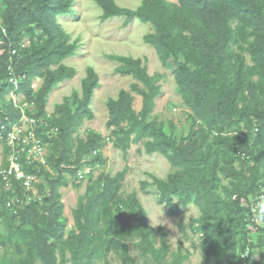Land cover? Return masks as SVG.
<instances>
[{
	"label": "trees",
	"instance_id": "16d2710c",
	"mask_svg": "<svg viewBox=\"0 0 264 264\" xmlns=\"http://www.w3.org/2000/svg\"><path fill=\"white\" fill-rule=\"evenodd\" d=\"M92 1L102 11L101 21L123 17L125 24L137 20L151 25L153 32L143 42L155 49L162 67L173 75L190 111L187 135L176 139L171 123L166 127L151 118L160 86L140 59L129 56H105L118 64L117 74L136 81L106 100L107 137L94 130L74 137L85 121L94 118L90 103L99 79L91 67L81 80L80 97L73 93L65 98L47 119L48 94L75 75L62 61L75 55L79 45L57 22V16L71 13L72 0H0V142L11 154L7 133L22 116L6 100L12 90L7 82L11 65L15 76L21 77L17 94L34 105L35 114L26 108L23 113L36 120L45 118L44 124L38 121L35 135L53 149L48 169L36 161H20L26 176L42 179L37 184L42 197L33 193L26 197L14 174L7 177V185L0 175V218L6 231V235L0 232V246H16L17 258L11 264H94L110 253L118 257V264H136L128 242L151 264H183L189 255L177 252L168 259L167 232L147 224L135 195L117 196L125 170L88 180L72 210L73 228L65 235L67 220L59 190L67 187L68 179L83 166L103 165L101 152L108 142L121 152L142 142L145 155L159 154L179 169L166 180L151 177L152 182L142 186L155 187L159 203L170 215L190 204L203 211L198 231L205 236L204 264H220L206 234L208 221L227 247L225 264H240V254L252 246L249 235L264 238V211L249 224L250 210L243 206L264 186L260 181L264 180V0H141L134 10L113 0ZM13 49L16 54L11 57ZM36 79L41 85L33 90ZM133 95L141 97L139 112L133 109ZM8 167L9 162L4 163L3 168ZM11 199L17 202L7 207ZM16 233L21 236L15 238Z\"/></svg>",
	"mask_w": 264,
	"mask_h": 264
},
{
	"label": "rangeland",
	"instance_id": "374dc122",
	"mask_svg": "<svg viewBox=\"0 0 264 264\" xmlns=\"http://www.w3.org/2000/svg\"><path fill=\"white\" fill-rule=\"evenodd\" d=\"M121 8L136 9L141 0H113ZM175 3L177 0H167ZM101 9L92 0H72L71 13L67 16H57V22L63 30L69 34L70 41H77L79 47L75 55L62 61V64L73 68L75 75L71 80L59 83L47 96L45 106L46 118L49 119L54 111L56 104H61L65 98H70L73 93L81 95V80L85 78V70L91 67L99 79V87L96 88L92 95L90 108L94 114L91 121H85L78 129L74 137L83 138L87 131L94 130L101 133L104 137L109 135V130L105 127L107 120V110L105 102L108 98H115L122 89L128 90L129 86L136 83L130 76L119 75L115 72L118 67L116 62L106 59L107 55L129 56L134 59H140L145 64L148 75L160 86L161 95L155 99V106L151 112V118L157 122H162L166 127L171 123L175 127V137L179 139L186 136L188 132V115L190 111L183 104L178 88L174 82L171 71L162 67L158 55L151 46L143 42V37L153 32L150 24H144L133 20L128 24L124 23L123 17L110 18L101 21ZM27 42L23 43L26 46ZM246 63L251 64L250 57L245 54ZM41 85V79H36L31 84V89L37 90ZM133 109L139 112L141 108V97L133 95ZM17 103H27L24 94L15 95ZM9 100V96L6 97ZM71 101V100H70ZM26 109L34 113V105L27 104ZM23 108V110L25 109ZM26 116V115H25ZM38 121L46 123L45 118L39 120L26 116L23 117L16 127L18 135L25 134L27 131H35L38 127ZM3 141V140H1ZM6 141V140H5ZM10 141L7 142L9 145ZM26 141L24 145L30 144ZM20 144H16L19 147ZM53 153L52 147L43 144L40 154L32 152L29 148L27 154L14 153L12 155L4 152V142H0V170L4 171L3 165L6 162L15 161L21 170L20 161L26 163L36 161L48 169L47 159ZM102 156L105 159L103 165L95 167L83 166L78 170L75 176L68 179L67 187L59 190L63 204V217L67 220L65 235L73 228L72 210L74 209L77 199L85 192L88 180L95 179L99 174H109L114 176L117 172L126 171L120 189L117 192L119 197H127L134 194L146 214V221L154 230L162 227L167 232L168 259L170 260L177 252L188 254V259L183 264H204V240L203 233L198 231L200 226L199 220L203 218L204 213L195 204H190L175 215H170L167 208L159 203L158 193L154 186L143 187L142 183H151L155 177L166 180L167 176L178 171L169 161L159 155H145L143 143L132 146L128 151L121 152L112 147L111 143L102 150ZM83 176L82 179L79 177ZM42 179L34 176L33 184L26 188V197L33 193L36 197H42L37 184L42 183ZM260 181H264L263 179ZM8 184V182H7ZM223 184H227L224 180ZM78 185V186H76ZM260 192L264 193V186L260 187ZM203 194V193H202ZM13 200V199H11ZM175 202V200H174ZM20 205L19 207H23ZM259 213L264 211V199L259 205ZM162 211V212H161ZM161 216V223L157 224L156 217ZM20 220L16 218L15 225ZM3 220L0 218V232L6 235ZM262 226L261 222H258ZM207 236L211 245L215 249L216 258L220 264H225L227 259V247L218 238L216 231L211 226V221L207 222ZM15 238L21 236L19 233L14 234ZM248 262L264 263V238L259 233L249 235ZM132 259L136 262L140 260L141 264H151L135 253L138 251L130 242ZM17 258V249L14 244L0 246V260L3 264H11L10 260ZM109 261L118 264V257L110 253L106 257L96 261L94 264H103Z\"/></svg>",
	"mask_w": 264,
	"mask_h": 264
},
{
	"label": "built area",
	"instance_id": "2783aa9c",
	"mask_svg": "<svg viewBox=\"0 0 264 264\" xmlns=\"http://www.w3.org/2000/svg\"><path fill=\"white\" fill-rule=\"evenodd\" d=\"M16 54V50H12L11 51V57L14 56ZM12 59V58H11ZM12 60H10L11 63ZM7 72H8V78H7V82L11 85L12 90L9 93V100H11L13 106L17 109H19L22 113V116L19 120V122L21 121V119L24 117H26L23 113V108L26 107L27 103H17L16 99H15V95H17V91L19 89V84H20V80L21 77L20 76H15L14 72H13V68L11 67V65L8 66L7 68ZM19 122L15 125H13V129L15 131L16 127L18 126ZM11 128V131H9L7 133V138H6V142H9V147L11 148V154L14 153H21V154H27L29 151V148L32 147V152L35 154H40L43 144L41 143V140L39 138L36 137L35 135V131H27L25 134H16ZM56 131V130H55ZM54 131V132H55ZM3 137L0 135V139H2ZM26 141H31L30 144L24 145ZM16 144H20L19 147H16ZM242 158L245 157L244 154L241 155ZM11 174H14L16 180L21 181L22 186L26 188H29L30 185L33 184L34 181V176H26L22 170L19 169V167L17 166L15 161H12L11 166L9 163V167L8 169H4V171L0 170V175H2V179L4 181H7V177L10 176ZM80 179L83 178V176L79 177ZM8 182V181H7ZM7 185V183H6ZM264 199V193L260 192V187H259V192L257 194H255L254 196H249L246 200L243 201V206L245 208H248L250 210V214L247 216V222L250 223H256L257 222V216L260 214L259 212V205L261 204L262 200ZM17 201L16 200H8L6 203L7 207H13L15 205ZM248 246H246V248L244 249V251L240 254L239 256V260H240V264H247L248 261Z\"/></svg>",
	"mask_w": 264,
	"mask_h": 264
},
{
	"label": "clouds",
	"instance_id": "9594fccd",
	"mask_svg": "<svg viewBox=\"0 0 264 264\" xmlns=\"http://www.w3.org/2000/svg\"><path fill=\"white\" fill-rule=\"evenodd\" d=\"M232 135H236V134H232ZM162 212V211H161ZM161 216H157L156 217V222H157V224H160L162 221H161ZM262 219H264V216H262ZM135 255L137 256V257H140L141 256V253L139 252V251H137L136 253H135ZM137 264H141V261L140 260H138L137 261Z\"/></svg>",
	"mask_w": 264,
	"mask_h": 264
}]
</instances>
